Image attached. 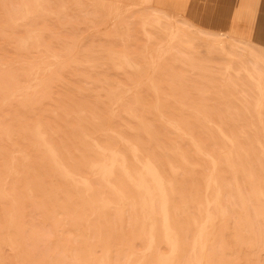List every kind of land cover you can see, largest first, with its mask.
I'll return each instance as SVG.
<instances>
[{
  "label": "rangeland",
  "instance_id": "374dc122",
  "mask_svg": "<svg viewBox=\"0 0 264 264\" xmlns=\"http://www.w3.org/2000/svg\"><path fill=\"white\" fill-rule=\"evenodd\" d=\"M179 21L0 0V264H264V64Z\"/></svg>",
  "mask_w": 264,
  "mask_h": 264
},
{
  "label": "crops",
  "instance_id": "0c3cea01",
  "mask_svg": "<svg viewBox=\"0 0 264 264\" xmlns=\"http://www.w3.org/2000/svg\"><path fill=\"white\" fill-rule=\"evenodd\" d=\"M262 0H152L158 8H172L194 27L206 32L226 35L264 49V15L261 16L254 41H248L230 30L231 23H252ZM264 12V1L262 3Z\"/></svg>",
  "mask_w": 264,
  "mask_h": 264
},
{
  "label": "bare ground",
  "instance_id": "6f19581e",
  "mask_svg": "<svg viewBox=\"0 0 264 264\" xmlns=\"http://www.w3.org/2000/svg\"><path fill=\"white\" fill-rule=\"evenodd\" d=\"M108 2V1H107ZM110 2V1H109ZM170 9V12H174V9H172V8H169ZM117 14V13H116ZM175 18V16L173 17V19ZM181 25H184V26H188L191 30H193L194 32H196V34L199 36V37H204V36H207L208 38L210 37V39L212 38V41H215L216 39H219V38H227L228 36H226V35H221V34H216V33H212V34H209V33H206V32H204V31H202L201 29H196L194 26H190V25H188L187 23H185V24H183V23H181L180 21L178 22V27H176V28H179ZM171 28V27H170ZM173 32V31H172ZM178 33V32H177ZM174 35V34H173ZM204 35V36H203ZM176 38V37H175ZM204 38H206V37H204ZM215 39V40H214ZM231 40L232 41H234V42H237V43H239V44H246V46L248 47V50L249 51H251V53H252V56H253V58L256 60L255 62H254V64H256L257 62H261V63H263L264 64V56H263V53H261V51L258 49V47L257 46H255V45H253V44H251V43H247V42H244V41H242V40H239V41H236V40H234V38H231ZM241 41V42H240ZM224 49V48H223ZM241 49H243V48H241ZM227 50V49H226ZM228 51V50H227ZM248 51V52H249ZM232 54H235V53H232ZM240 56V55H239ZM239 58V57H238ZM259 66V65H258ZM262 70V69H261ZM255 78V77H254ZM260 81V80H259ZM259 83V82H258ZM260 85V84H259ZM259 89H261L260 88V86H259ZM261 91V90H260ZM263 96V95H262ZM264 98V97H263ZM260 105V104H259ZM166 160V159H165ZM120 162V161H119ZM154 162V161H153ZM155 163V162H154ZM101 164V163H100ZM146 164V163H145ZM116 174H117V172H116ZM119 176V175H118ZM133 177H135L134 175H133ZM119 178V177H118ZM164 178V177H163ZM134 179H136V178H134ZM114 180V179H113ZM165 180V179H164ZM258 188V187H257ZM97 190V189H96ZM166 191V190H165ZM98 193V192H97ZM132 193V192H131ZM170 193V192H169ZM100 194H102V193H100ZM127 194V193H126ZM103 195V194H102ZM170 195H171V193H170ZM94 196V195H93ZM96 197V196H95ZM97 197H99L98 195H97ZM99 199V201H100V198H98ZM108 199V198H107ZM110 199V198H109ZM92 200V202H93V199H91ZM171 200V199H170ZM94 201H96V200H94ZM102 201V200H101ZM111 201V200H110ZM97 202V201H96ZM172 203V202H171ZM221 204V203H220ZM217 205H219V204H217ZM156 208V207H155ZM170 208H171V206H170ZM157 210V209H156ZM171 210V209H170ZM158 211H160V209L158 208ZM158 215L160 214V212L158 213V212H156ZM208 215V214H207ZM170 217H172V216H170ZM208 217V216H207ZM205 220V219H204ZM208 220V219H207ZM211 220V219H210ZM171 221H172V219H171ZM170 221V222H171ZM213 222V221H212ZM173 223V222H172ZM214 223V222H213ZM214 225V224H213ZM153 227V226H152ZM159 227V226H158ZM174 227V226H173ZM160 228V227H159ZM158 228V229H159ZM173 229V228H172ZM207 230H209V229H207ZM152 231V230H151ZM159 231V230H158ZM157 231V232H158ZM175 231V230H174ZM150 232V231H149ZM160 233L162 232V230L160 229V231H159ZM216 232V231H215ZM160 233H157V234H159L160 235ZM168 233V232H167ZM154 234V233H153ZM214 235V234H213ZM213 235H211V237L213 236ZM149 236V235H148ZM171 236V235H170ZM205 236V235H204ZM207 236H205V238H206ZM211 237H210V239H211ZM147 238V237H146ZM161 239H162V237H161ZM207 239V238H206ZM153 240V239H152ZM163 240V239H162ZM161 240V241H162ZM207 240H209V239H207ZM158 241H159V239H158ZM206 241V240H205ZM210 241V240H209ZM211 241H212V239H211ZM208 242V241H207ZM159 243H160V241H159ZM206 243V242H205ZM154 244V243H153ZM156 246H157V244H156ZM201 246V245H200ZM205 246H206V244H205ZM152 248H153V246H152ZM203 248L204 247H202V251H203ZM206 252V251H205ZM206 256V255H205ZM201 257H203V252H202V255H201ZM157 258V257H156ZM199 258V257H198ZM205 258L206 257H204V260H205ZM194 260V259H193ZM203 260V259H202ZM202 260H199V262L200 261H202ZM204 260H203V262H204ZM165 262V261H164ZM163 262V263H164ZM198 262V264H201V263H199ZM207 262V261H206Z\"/></svg>",
  "mask_w": 264,
  "mask_h": 264
}]
</instances>
